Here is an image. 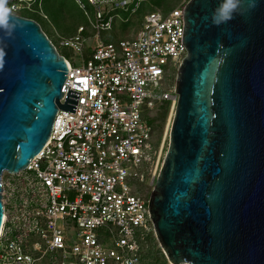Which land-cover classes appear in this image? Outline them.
Here are the masks:
<instances>
[{
    "label": "water",
    "instance_id": "95a60500",
    "mask_svg": "<svg viewBox=\"0 0 264 264\" xmlns=\"http://www.w3.org/2000/svg\"><path fill=\"white\" fill-rule=\"evenodd\" d=\"M14 0H10L12 2ZM218 0L184 6L178 101L148 211L171 264H264V0L227 24ZM0 32L1 179L25 170L50 139L68 64L32 19Z\"/></svg>",
    "mask_w": 264,
    "mask_h": 264
},
{
    "label": "built area",
    "instance_id": "2783aa9c",
    "mask_svg": "<svg viewBox=\"0 0 264 264\" xmlns=\"http://www.w3.org/2000/svg\"><path fill=\"white\" fill-rule=\"evenodd\" d=\"M73 1L91 37L82 26L61 39L80 56L76 66L66 59L61 103L70 90L79 99L74 113L58 111L50 139L28 167L2 176L0 264H143L155 235L138 189L154 186L162 156L152 119L162 107L173 115L178 101L186 3L145 14L134 38L112 43L101 33L113 30L121 12L137 14L143 0ZM33 2L10 6L16 14Z\"/></svg>",
    "mask_w": 264,
    "mask_h": 264
},
{
    "label": "rangeland",
    "instance_id": "374dc122",
    "mask_svg": "<svg viewBox=\"0 0 264 264\" xmlns=\"http://www.w3.org/2000/svg\"><path fill=\"white\" fill-rule=\"evenodd\" d=\"M189 0H143L140 11L135 15L120 13L121 18L128 17L129 22L117 20L112 31L102 32L100 39L105 42L115 43L120 39L134 38L141 28L143 16L151 11H159L167 14ZM89 11V9L87 8ZM16 15L31 18L37 22L48 39L56 47L60 55H64L73 66L79 65L80 56L62 48L61 39L68 38L77 32L78 28L85 27L86 35L91 37L88 20L83 12L77 7L73 0H34L28 9L16 12ZM124 20V19H123ZM91 43V40L89 41ZM158 118L154 124L153 144L160 148L163 145L162 156L159 162L158 171L161 168L164 156L168 147L169 130L172 122V114L166 116L156 115ZM154 186L140 185L138 189L141 196L149 199ZM111 247V245H108ZM143 264H171L158 242L155 235L148 238L142 254Z\"/></svg>",
    "mask_w": 264,
    "mask_h": 264
},
{
    "label": "clouds",
    "instance_id": "9594fccd",
    "mask_svg": "<svg viewBox=\"0 0 264 264\" xmlns=\"http://www.w3.org/2000/svg\"><path fill=\"white\" fill-rule=\"evenodd\" d=\"M256 6V0H218L211 13V23L220 26L227 24L236 15H243ZM14 6H10V0H0V32L5 37L11 36L17 27ZM0 43H3L0 40ZM3 47L0 46V67L3 66Z\"/></svg>",
    "mask_w": 264,
    "mask_h": 264
},
{
    "label": "trees",
    "instance_id": "16d2710c",
    "mask_svg": "<svg viewBox=\"0 0 264 264\" xmlns=\"http://www.w3.org/2000/svg\"><path fill=\"white\" fill-rule=\"evenodd\" d=\"M26 18V17H25ZM29 19H31V18H29ZM33 20V19H32ZM65 59H67L64 55H62ZM159 114V116H162V115H164V116H166L167 114H168V108L167 107H162L158 112H157V114L156 115H158ZM158 118H153L152 119V123L153 124H155V122H156V120H157Z\"/></svg>",
    "mask_w": 264,
    "mask_h": 264
}]
</instances>
